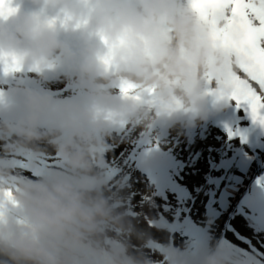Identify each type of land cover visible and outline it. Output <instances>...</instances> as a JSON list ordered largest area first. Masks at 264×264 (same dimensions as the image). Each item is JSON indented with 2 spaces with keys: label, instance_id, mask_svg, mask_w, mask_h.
Segmentation results:
<instances>
[{
  "label": "clouds",
  "instance_id": "obj_1",
  "mask_svg": "<svg viewBox=\"0 0 264 264\" xmlns=\"http://www.w3.org/2000/svg\"><path fill=\"white\" fill-rule=\"evenodd\" d=\"M37 7L21 15L16 0L0 2V70L54 71L57 58L69 55L60 27L90 32L78 70L93 107L68 105L58 125L45 127L54 100L29 93L26 116L0 122V141L15 157L0 159V264H155L130 243L136 230L105 195L97 164L115 128L134 123L150 131L160 122L204 119L210 97L217 107L234 101L227 81L240 69L215 35L227 28L230 11L206 20L191 0H38ZM229 36L243 38L236 28ZM40 142L67 171L17 175V160L39 166ZM164 257V264H195L176 249ZM203 264L239 262L214 248Z\"/></svg>",
  "mask_w": 264,
  "mask_h": 264
},
{
  "label": "rangeland",
  "instance_id": "obj_2",
  "mask_svg": "<svg viewBox=\"0 0 264 264\" xmlns=\"http://www.w3.org/2000/svg\"><path fill=\"white\" fill-rule=\"evenodd\" d=\"M75 37L76 41H84L85 36ZM71 45V41L66 45L69 55H78ZM57 59L59 66L64 63V57ZM18 85L41 90L30 81ZM46 89L42 91L53 95ZM207 111L204 119L190 121L184 117L160 122L150 131L128 124L130 129L116 140L117 144H106L102 149L103 162L97 164L105 179V195L113 203L128 202L133 212L126 215L136 230L129 237L130 243L137 253L151 260L162 258L156 264H164L165 246L180 250L195 264H203L214 248L227 250L239 264H264V240L248 230V226H258L264 231V209L254 210L249 203L251 196L262 199L264 193L260 182L264 176V151L257 150L258 161L251 168L242 164L244 153L260 148L253 143L261 139L257 121L235 101L227 107H217L210 97ZM34 151L43 156L37 167L44 172L67 171L47 142L38 143ZM157 151L160 158L162 151L171 153L163 171L167 176L163 190L149 182L145 171V166L152 169L158 163ZM133 156L145 165H136ZM0 157L15 159L5 152L3 141ZM28 161H16L17 175L33 180L46 175L32 171ZM236 182L237 190L231 191ZM158 216L161 221L153 224ZM240 221L243 223L239 225ZM151 238L160 244L149 245Z\"/></svg>",
  "mask_w": 264,
  "mask_h": 264
},
{
  "label": "snow or ice",
  "instance_id": "obj_3",
  "mask_svg": "<svg viewBox=\"0 0 264 264\" xmlns=\"http://www.w3.org/2000/svg\"><path fill=\"white\" fill-rule=\"evenodd\" d=\"M191 3L206 20L217 11H230L227 28L215 33L235 54L240 69L227 83L234 89L232 99L237 107H245L254 121L264 124V0H191ZM232 28L243 34L240 41L230 39Z\"/></svg>",
  "mask_w": 264,
  "mask_h": 264
},
{
  "label": "bare ground",
  "instance_id": "obj_4",
  "mask_svg": "<svg viewBox=\"0 0 264 264\" xmlns=\"http://www.w3.org/2000/svg\"><path fill=\"white\" fill-rule=\"evenodd\" d=\"M16 2L21 5V15L39 11L37 7L38 0H16ZM49 15H55V13L52 12V10H49ZM60 34H61V39L65 43V45L69 44L71 41L72 43L71 48L73 47V43L77 42L73 39V38H77L75 37L76 35H84L85 37L89 35L84 30H77L72 28L64 29L62 26L60 27ZM84 42H85L83 46L84 51L82 50L79 51L78 55H68L67 57H64L65 58L64 63L60 66L58 64V59H57V67L54 71L48 73L47 71L43 73H39L33 70L31 66H27V65H25L20 71L15 73H5L3 70H1L0 88H3L1 85L4 84H8L7 86L4 87L6 88L9 86H20L18 85L19 83H25L27 81H30L34 85H38L41 90L47 88L53 93V95L51 96L56 97L58 99H61L64 96L73 98L74 95H76L77 93H84L87 98L91 99L90 93L88 91V84L86 83L85 79L82 77V75L78 70V65L85 59L88 48V43L86 42V40ZM96 43L99 44V41H97ZM20 87L32 88L29 86H20ZM116 92L119 93L118 88L116 89ZM42 93L47 94L45 91H43ZM5 120H15V119L4 118L0 116V122ZM53 126L54 125H47L45 127H53ZM129 129L130 127H125L123 131L113 130V134L110 137L106 138V144L107 145L109 144L111 145L114 143L117 144L118 142L116 140L122 138L123 133H125ZM260 135L261 134L259 133V136ZM257 142L261 143V147H263L264 137H261V139H256L253 143H257ZM263 151L261 148L260 153H262ZM248 153L249 151H247V154ZM251 153H253L255 156H258L257 149L253 150V148L252 149L250 148V154ZM244 168H246V166H244ZM260 182L262 183V187L264 190V176L260 179ZM234 186H237V182L235 183ZM261 202L263 203L262 207L264 209V193H262ZM251 207L254 210L260 211L257 206H251ZM238 223L240 225L243 222L240 221ZM261 228L262 227H258V226L257 227L248 226V230L251 233H254V235L257 234L258 237L264 240V231Z\"/></svg>",
  "mask_w": 264,
  "mask_h": 264
},
{
  "label": "trees",
  "instance_id": "obj_5",
  "mask_svg": "<svg viewBox=\"0 0 264 264\" xmlns=\"http://www.w3.org/2000/svg\"><path fill=\"white\" fill-rule=\"evenodd\" d=\"M161 154L163 155V156H161V158L159 157V153H158V151H157V155H158V157H159V161H158V163L152 168V169H147V166H145V171L147 172V174L149 175V182L151 181V182H153V184H154V186L158 189V190H163V189H165V186H166V180H167V176H166V174L164 173L163 174V171H164V169H165V167H166V165H167V163H169L170 162V160H169V158H170V152L168 151V153L167 152H165V151H162L161 152ZM134 157V159L136 158V156H133ZM158 159V158H157ZM135 161H136V159H135ZM136 165H141L140 163H139V161H136ZM143 165H145V164H143ZM114 205L116 206V207H118V208H120V209H122L126 214H130V213H132L133 212V209L131 208V207H129L128 206V202H126V200L125 201H116V202H114ZM160 216H158L156 219H155V221H153V224H158L161 220H160ZM155 222V223H154ZM156 239H149V241H148V244L150 245V244H152V245H154L155 243L157 244V243H159V242H157L158 240H156ZM160 244V243H159ZM158 245V244H157ZM162 246V245H161ZM163 247V246H162ZM170 249V247L169 246H165L164 247V249L162 250V248H161V250H162V255L163 254H165V252L166 251H168ZM155 250L158 252V254H159V251H158V249L157 248H155ZM162 260V258L161 259H152V261H154L155 262V264L156 263H160V262H162L161 261Z\"/></svg>",
  "mask_w": 264,
  "mask_h": 264
}]
</instances>
